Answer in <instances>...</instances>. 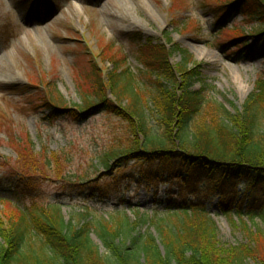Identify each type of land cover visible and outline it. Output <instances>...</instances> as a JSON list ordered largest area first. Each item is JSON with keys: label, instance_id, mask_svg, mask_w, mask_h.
<instances>
[{"label": "rangeland", "instance_id": "rangeland-1", "mask_svg": "<svg viewBox=\"0 0 264 264\" xmlns=\"http://www.w3.org/2000/svg\"><path fill=\"white\" fill-rule=\"evenodd\" d=\"M240 3L0 0V166L7 163L6 168L12 171L0 168V219L9 214L2 200L19 208L30 206V197L21 198L13 185L16 176L29 174L43 177L39 182H28L31 190L35 187L39 203L56 205L65 221L74 224L83 220L94 224L116 216L130 221L140 216L162 217L168 205L183 202L187 208L202 201L220 246L246 244L243 223L251 231L264 230V195L256 188L237 184L228 200L219 192L205 196L203 182L182 187L181 180L168 177L143 180L136 173L138 164L125 158L109 160L110 167L106 168V152L123 151L130 138L143 141L137 132L133 137L129 131L135 121L131 116L106 112L76 121L68 116L84 105L85 98L93 100L83 90H95L94 69L105 72L112 68L107 58L125 57L126 66L136 75H147L148 68L157 69L156 62L139 50L166 47L165 35L200 64V82H195V88L204 83L212 100L230 113L240 111L257 80L264 77V37L253 38L262 26L239 12L229 15L224 9L223 13L215 10L240 8ZM240 9L243 13L244 5ZM240 34V42L247 49L238 53L228 39ZM166 59L175 67L180 55H166ZM141 83L146 92L149 83ZM48 85L63 105L60 112L64 115L54 122L47 120L52 111L41 109L40 100L49 97ZM27 90L30 93L22 98ZM27 100L28 107L40 109L37 114H29L23 105ZM108 100L112 102L110 96ZM146 113L150 114L148 109ZM153 121L155 118L150 117L149 125L156 130ZM23 149L27 151L23 153ZM256 196V208L262 215L250 219L248 208L253 207ZM148 229L153 232L148 225H140L139 231ZM90 240L104 255L93 230Z\"/></svg>", "mask_w": 264, "mask_h": 264}, {"label": "trees", "instance_id": "trees-1", "mask_svg": "<svg viewBox=\"0 0 264 264\" xmlns=\"http://www.w3.org/2000/svg\"><path fill=\"white\" fill-rule=\"evenodd\" d=\"M239 1L240 8L245 7L243 13L238 7L215 10L252 18L262 26L253 38L264 37V0ZM240 35L228 39L238 53L247 49ZM164 37L167 49L148 46L139 50V54L147 53L146 59L156 62L157 69L147 67V75H136L126 66L125 57L107 58L112 68L105 72L94 69L95 90H83L93 100L85 98L84 105L68 116L76 121L106 112L131 116L135 121L129 131L133 137L137 132L143 141L130 138V145L123 151L106 152V168L110 167L109 160L121 157L136 162L137 175L146 181L168 177L181 180L182 187L203 182L205 196L219 192L227 199L237 184H244L264 195V77L257 80L242 109L230 113L208 96L207 85L195 88V82H200V64ZM173 54L180 55V62L170 67L166 55ZM143 81L150 85L146 92L140 88ZM47 90L49 97L40 100L41 109L52 111L47 120L54 122L64 115L60 112L63 105L53 97L54 88L48 85ZM29 93L27 90L21 97ZM23 105L28 107V100ZM28 110L29 114H37L40 109L30 106ZM150 117L155 118L156 130L149 125ZM6 164L0 168L12 172ZM24 176H16L13 185L21 198L30 197V206L19 208L1 201L9 214L5 220L0 219V264H264V230L251 231L243 223L248 242L220 246L202 201L187 208L183 202L168 205L162 217L140 216L130 221L116 216L94 224L85 220L74 224L65 221L56 205L39 203L35 187L31 190L28 182H39L42 176ZM258 204L256 196L253 207L248 208L250 219L262 215V210L256 208ZM221 207L224 210V203ZM140 225L151 226L153 232L148 229L140 233ZM92 230L104 255L90 240Z\"/></svg>", "mask_w": 264, "mask_h": 264}]
</instances>
